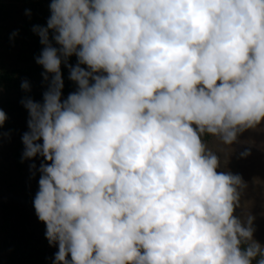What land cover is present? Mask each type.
<instances>
[{
  "label": "clouds",
  "instance_id": "clouds-1",
  "mask_svg": "<svg viewBox=\"0 0 264 264\" xmlns=\"http://www.w3.org/2000/svg\"><path fill=\"white\" fill-rule=\"evenodd\" d=\"M49 8L33 28L48 87L22 101V142L44 159L33 206L54 264H264L254 217L235 214L245 182L205 142L264 124V0ZM62 64L77 85L66 99Z\"/></svg>",
  "mask_w": 264,
  "mask_h": 264
},
{
  "label": "trees",
  "instance_id": "trees-1",
  "mask_svg": "<svg viewBox=\"0 0 264 264\" xmlns=\"http://www.w3.org/2000/svg\"><path fill=\"white\" fill-rule=\"evenodd\" d=\"M50 3L51 0H0V110L7 116L0 127V264H54L58 251V246L49 245L46 225L38 219L33 206L44 159L24 158L22 142L23 134L29 131V114L22 101L31 98L42 103L47 90L33 82L39 77L44 79V69L36 63L44 46L33 28L47 26ZM17 11L22 15L15 17ZM68 63L75 66L76 56L70 57ZM61 72L62 99H66L77 85L69 79L68 67L62 64ZM25 81L28 91L21 87ZM211 139L205 137V142Z\"/></svg>",
  "mask_w": 264,
  "mask_h": 264
},
{
  "label": "rangeland",
  "instance_id": "rangeland-1",
  "mask_svg": "<svg viewBox=\"0 0 264 264\" xmlns=\"http://www.w3.org/2000/svg\"><path fill=\"white\" fill-rule=\"evenodd\" d=\"M17 13L15 17L22 15L19 11ZM8 41L12 42V38L9 37ZM33 82L37 87H48V82L40 77ZM207 145L221 157L219 171H231L245 182L235 214L242 220L254 217L253 241L250 242H257L264 248V124L243 132L232 146H226L214 137ZM245 150H249L250 155L242 157Z\"/></svg>",
  "mask_w": 264,
  "mask_h": 264
}]
</instances>
